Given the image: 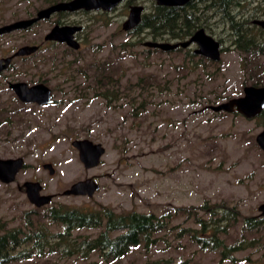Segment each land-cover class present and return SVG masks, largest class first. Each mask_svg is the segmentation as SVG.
I'll return each mask as SVG.
<instances>
[{
    "label": "rangeland",
    "instance_id": "obj_1",
    "mask_svg": "<svg viewBox=\"0 0 264 264\" xmlns=\"http://www.w3.org/2000/svg\"><path fill=\"white\" fill-rule=\"evenodd\" d=\"M52 1L4 2L11 19L34 14ZM137 1L150 9L149 1ZM129 3L111 12L68 16L85 27L86 45L79 51L46 45L34 59L38 63L34 75L32 65L27 67L20 60L0 73V158L22 157L25 162L14 182H0V223L5 228L22 226L27 211L55 232L61 227L43 215L49 206L58 204L90 209L105 205L117 213L136 210L159 215L168 207L224 201L237 206L242 216L260 215L264 152L255 136L264 127V117L247 119L206 108L242 95L243 86L253 81L242 54L231 43L228 26L213 25L208 30L221 39L223 49L220 61L207 60L202 66L196 63L197 56L188 58L184 50H148L138 40L150 38L124 31L121 24ZM56 18L40 21L30 32L3 36L0 55L28 41L43 42ZM253 62L264 76V54L249 59V64ZM98 65H105L112 74L111 84L98 86ZM38 79L46 80L52 89V104L26 105L14 99L8 82ZM106 89L109 98L103 95ZM84 138L105 148L99 165L89 169L71 145L72 140ZM46 162L55 169L52 175L43 167ZM89 177L100 185L93 196L62 194ZM27 180L40 182L43 194H54L50 203L31 204L24 188L19 189ZM172 224L198 227L185 214ZM97 232L90 228L73 234ZM161 235L164 239L151 250L133 248L115 262L92 254L89 258L46 256L17 264H149L160 257L180 258L189 264H264V230L245 234L247 239L256 238L253 246L222 261L217 252L201 249L187 237L179 243L169 232ZM240 236L238 221L225 238L233 242Z\"/></svg>",
    "mask_w": 264,
    "mask_h": 264
},
{
    "label": "trees",
    "instance_id": "obj_2",
    "mask_svg": "<svg viewBox=\"0 0 264 264\" xmlns=\"http://www.w3.org/2000/svg\"><path fill=\"white\" fill-rule=\"evenodd\" d=\"M220 2L221 0L219 5L224 7L225 3L220 4ZM230 2L236 7L240 5L241 0H230ZM221 14L225 16V23L233 37V46L244 59L264 53L263 44L243 40L245 28L230 11H223ZM205 26L206 23L192 9H180L179 14L177 9L158 8L150 18L147 15L143 16L137 27L149 28L153 40H156L166 35L170 38L185 39L198 28ZM180 50L183 49L175 51ZM184 52L188 58L195 59L197 56L196 63L202 66L207 60L210 61L203 56L195 55L190 49H185ZM261 73L262 71L252 73L257 75L256 79L259 82L264 80ZM111 76L105 65H98L96 74L98 86L111 84ZM103 95L109 98V90L106 89ZM260 117H264V111ZM262 124L264 125V122ZM199 211L203 212V215L199 214ZM30 213L25 212L22 226L12 228L0 226V264H17L31 258L56 255L58 258L74 256L89 258L92 254H98L105 261L115 262L133 248L142 247L146 251L151 250L164 239L162 232L171 233L179 243L180 238L187 237L201 249L217 252L222 261L227 258L232 259L233 253L253 246V240L256 238L247 239L245 234L264 230V216H242L237 206H229L224 201L215 204L205 202L200 206L168 207L159 215L155 212L142 213L136 210L117 213L105 205L93 209L63 204L52 205L47 208L43 217L49 219L52 225L61 227L55 232H51L45 222L34 219ZM182 214L198 227L174 226L172 221ZM238 221H241V236L238 240L229 242L225 237ZM90 228L97 229L98 232L92 236L73 234L76 230ZM149 264L189 263L180 258L160 257Z\"/></svg>",
    "mask_w": 264,
    "mask_h": 264
},
{
    "label": "water",
    "instance_id": "obj_3",
    "mask_svg": "<svg viewBox=\"0 0 264 264\" xmlns=\"http://www.w3.org/2000/svg\"><path fill=\"white\" fill-rule=\"evenodd\" d=\"M123 0H69L61 1L39 10L36 16L29 19H22L10 23L0 28V34L11 32L16 29H24L32 25L34 22L48 18L56 11L68 10L75 11L78 9L85 10H107L110 11ZM189 0H157L158 4L162 5H183ZM143 6L133 5L129 9L127 18L122 23V29L129 31L140 23ZM255 23L264 25V20H255ZM80 26H54L44 37L45 40H57L66 42L73 48H79V43L74 39V32L79 30ZM195 43L197 46L194 49L195 54L204 56L214 62L221 59V44L214 37L208 35L203 28L196 30L190 38L179 42L169 41H151L147 40L143 43L146 47L158 48L162 51H171L177 47L187 48ZM37 50V46L25 45L20 47L12 56L1 59L4 64L0 69L6 68L13 56H22L30 54ZM16 96L23 102H35L38 105L52 104L54 98L49 86L44 83H36L28 85L26 82L19 81L9 84ZM206 108L214 112H237L239 115L247 119H252L258 116L264 109V86L256 87L252 85L243 88V94L237 97H232L226 101L217 104H210ZM255 141L258 147L264 152V127L255 136ZM71 145L77 149L79 160L84 168L89 169L99 165L102 156L105 153V148L101 143L93 142L90 139H74ZM24 159L16 158H0V182L8 184L15 181L17 173L24 167ZM43 167L48 169L52 175L55 171L53 165L49 162L43 164ZM100 185L92 178L79 180L67 189L63 195H82L93 196ZM24 188L26 196L31 204L35 207H42L50 203L54 194H43L42 185L38 181L27 180L19 186V189ZM258 211L261 216H264V202L258 206Z\"/></svg>",
    "mask_w": 264,
    "mask_h": 264
},
{
    "label": "flooded vegetation",
    "instance_id": "obj_4",
    "mask_svg": "<svg viewBox=\"0 0 264 264\" xmlns=\"http://www.w3.org/2000/svg\"><path fill=\"white\" fill-rule=\"evenodd\" d=\"M4 1L5 0H0V28L3 27V26L8 25L10 23L16 22L18 20L32 18V17L36 16L37 12L39 10L43 9V8H46V7L50 6V5H53V4L61 2V1H69V0H54L50 4H48L47 6L36 10V12L34 14H28L26 17H13L11 19H8L7 9L5 7L6 4H5ZM132 1H134L135 3H133ZM147 1H149V3H150V5H149L150 9L149 10H147L148 6L146 4H141L137 0H123L118 5H116L113 9H111L110 11L102 10V9H98V10H95V9H92V10L78 9V10H75V11H68V10L56 11V12L52 13L50 15V17L40 19V20L34 22L32 25H30L27 28L16 29V30H13L11 32L2 33V34H0V38H3V36L9 35V34H12V33H15V32H21L22 34L25 33V32H30L31 29L36 24H38L40 21L46 20V19H50L54 15H57V18L53 21V24H52L51 28L49 29V31L56 25H58V26H67V25H69V26H80V29L75 31L74 34H73L74 39L79 43V48H77V49L73 48V47L69 46L66 42H60V41H57V40H45L44 37L49 32V31H47V33H45V35L43 37V42L28 41V42H25V43L21 44L19 47L14 49L11 53H5L3 55H0V60H1V59H4V58H7L9 56L14 55V53L22 46H25V45L37 46V50L32 52V53H30V54L22 55V56H13L11 61H10V63H9V65L6 68H4V69H0V73L11 69L13 67V65H14V61L15 60H20L21 62H24V65L27 66V67L29 65H32L31 66L33 68L32 75H34L36 73V69L38 67V63L34 59L36 58V55L38 54V52L43 49V47H47L49 45H59V44H61L65 48V50H67L69 52L79 51L81 47L86 45L85 39L83 38L84 36H83V33H82L83 30L85 29V27L80 22L75 21V20H71L68 16H70L72 14L111 12V11L115 10L118 6H120L122 4H127L128 2H131V3L128 4V13H129L130 7L133 6V5H142L143 6V10H142V13H141V20H142L143 16H146V15L150 18V16L158 8H169L171 10L172 9H177V12L179 14H180V9H192V10H194L195 14H197V16L200 19H202V21L204 23H206V26H205L206 28L205 27H200V28H203L208 35L214 37L215 39H216V37L213 36L211 33H209L208 30L213 25H215V26L216 25H226L225 18H224L225 16L223 17V15L221 13H223V11H225V12L226 11H230L232 13V15L235 16V19L238 22H241L242 27L245 28V33L243 35V40L249 41V42L261 43V44L264 45V25L261 26V24H258V23L254 22L255 20H264V0H241L240 5H238L236 7H234V5L231 4L230 0H221L220 4H222L224 2L225 3L224 7L219 5V0H189L183 5H162V4H158L157 0H147ZM128 13H127V16H128ZM141 20H140V22H141ZM137 26L132 28L131 31L129 30V31H126V32H130L129 34H133L134 37H136L138 35V36L144 37V39L145 38H150V39H146L144 41H142L143 38L139 39L138 42L142 43V45L147 40L158 41V42H163V41L179 42V41L187 40L188 38H190V36L188 38H185V39L170 38V37H168L166 35L164 37H158V38H156V40H153V38L151 36V30L149 28H142V27H137ZM121 27H122V24H121ZM200 28H198V29H200ZM229 37H231V43H232L233 37H232L231 33H230ZM216 40H218L220 42L221 47H222L221 39H216ZM196 46L197 45L195 43H193L191 46H189L187 48L177 47L176 49L171 50V51H175V50H178V49L181 48L183 50L191 49V51L194 53V49L196 48ZM144 47H146V46H144ZM146 48L149 49V50L162 51V50H160L158 48H153V49H152V47H146ZM222 49L223 48H221V51H222ZM262 54H264V53H262ZM262 54H260V55H262ZM195 55H199V54H195ZM260 55H258V56H260ZM258 56H256V57H258ZM254 58L255 57H253V58L247 57L245 59L243 58L244 59V64H245V66L247 68V71L249 72L250 77L253 78V81L251 83H249V84L244 85L243 88L245 86H248V85H252V86H256V87L264 86V80H262V81L260 80L261 82H259L256 79L257 75L256 74H254V75L252 74V73H258V72L262 71V70L258 69V65L256 63L253 62L252 64H249V59H254ZM31 61H33V62L30 64ZM210 61H212V60H210ZM212 62H214V61H212ZM3 64H4V61L0 62V66L3 65ZM19 81L26 82L30 86L34 85L36 83H44V84H46L45 83L46 80L41 81L39 79L36 80V81H31V82L30 81L29 82L28 81H24V80H16V81L8 82V87L10 88V86H9L10 83L19 82ZM11 90L13 91V89H11ZM51 91H52V89H51ZM13 93L15 94L14 91H13ZM242 94H243V92H242ZM15 96H16V94H15ZM52 96H53V94H52ZM16 98L21 103L26 104V105H38L35 102H23L17 96L14 97V99H16ZM38 106H45V105H38ZM263 111H264V109L261 111V113ZM233 113H235V112H233ZM261 113L258 116H256L255 118H260ZM252 119H254V118H252ZM1 225L4 226L3 223H0V226Z\"/></svg>",
    "mask_w": 264,
    "mask_h": 264
},
{
    "label": "bare ground",
    "instance_id": "obj_5",
    "mask_svg": "<svg viewBox=\"0 0 264 264\" xmlns=\"http://www.w3.org/2000/svg\"><path fill=\"white\" fill-rule=\"evenodd\" d=\"M189 3V2H188ZM142 6V5H141ZM262 26V25H261ZM131 31V30H130ZM128 33H130V32H128ZM153 49V48H152Z\"/></svg>",
    "mask_w": 264,
    "mask_h": 264
}]
</instances>
